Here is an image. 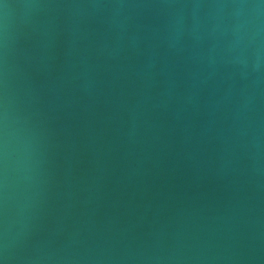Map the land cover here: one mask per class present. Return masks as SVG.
I'll list each match as a JSON object with an SVG mask.
<instances>
[{
    "label": "water",
    "instance_id": "water-1",
    "mask_svg": "<svg viewBox=\"0 0 264 264\" xmlns=\"http://www.w3.org/2000/svg\"><path fill=\"white\" fill-rule=\"evenodd\" d=\"M0 264H264V0H0Z\"/></svg>",
    "mask_w": 264,
    "mask_h": 264
}]
</instances>
